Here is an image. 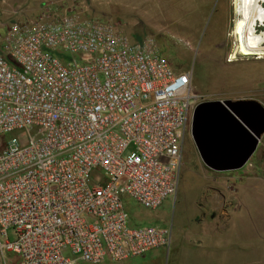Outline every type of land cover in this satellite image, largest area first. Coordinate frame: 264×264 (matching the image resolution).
Returning <instances> with one entry per match:
<instances>
[{
	"label": "built area",
	"instance_id": "built-area-1",
	"mask_svg": "<svg viewBox=\"0 0 264 264\" xmlns=\"http://www.w3.org/2000/svg\"><path fill=\"white\" fill-rule=\"evenodd\" d=\"M46 5L16 20L0 54V264H120L169 248L123 199L175 196L199 97L156 41Z\"/></svg>",
	"mask_w": 264,
	"mask_h": 264
},
{
	"label": "rangeland",
	"instance_id": "rangeland-1",
	"mask_svg": "<svg viewBox=\"0 0 264 264\" xmlns=\"http://www.w3.org/2000/svg\"><path fill=\"white\" fill-rule=\"evenodd\" d=\"M51 2L62 12L77 11L109 20L134 43L154 39L175 71L192 73L197 104L254 100L264 106V58L237 55L229 61L237 50L232 31L234 0H0V54L9 26L16 20L36 18ZM257 30L264 33V25ZM181 156L174 197L153 211L123 199L131 225L170 230L169 248L154 249L145 258H131L122 264H184L181 253L188 244L220 239L229 243L234 254L245 253L250 264H264V134L243 168L213 172L198 155L190 119ZM227 217L228 232L207 236L192 232L200 224ZM7 264L20 263L11 255Z\"/></svg>",
	"mask_w": 264,
	"mask_h": 264
},
{
	"label": "water",
	"instance_id": "water-1",
	"mask_svg": "<svg viewBox=\"0 0 264 264\" xmlns=\"http://www.w3.org/2000/svg\"><path fill=\"white\" fill-rule=\"evenodd\" d=\"M264 134V106L254 100L207 101L191 116V137L206 168L230 172L243 168Z\"/></svg>",
	"mask_w": 264,
	"mask_h": 264
},
{
	"label": "bare ground",
	"instance_id": "bare-ground-1",
	"mask_svg": "<svg viewBox=\"0 0 264 264\" xmlns=\"http://www.w3.org/2000/svg\"><path fill=\"white\" fill-rule=\"evenodd\" d=\"M233 6L235 21L232 31L237 50L229 61H234L237 55L264 58V33L257 30L260 24L264 25V0H234Z\"/></svg>",
	"mask_w": 264,
	"mask_h": 264
},
{
	"label": "crops",
	"instance_id": "crops-1",
	"mask_svg": "<svg viewBox=\"0 0 264 264\" xmlns=\"http://www.w3.org/2000/svg\"><path fill=\"white\" fill-rule=\"evenodd\" d=\"M227 223L228 217L214 219L210 224H200L201 226L192 232L196 234L200 233L203 236L225 233L229 231ZM148 254L150 252L146 255ZM146 255L142 258H145ZM181 255L185 257L184 264H202L201 259H204L205 264H211L210 262H216V264H250L249 261H246L247 257H245V253L241 254L237 252V254H234V250L230 247L229 243L221 239L216 241L211 240L209 243L201 242L196 245L188 244ZM175 264L180 263L176 262Z\"/></svg>",
	"mask_w": 264,
	"mask_h": 264
}]
</instances>
